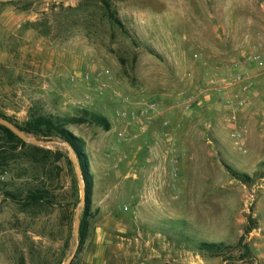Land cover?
I'll use <instances>...</instances> for the list:
<instances>
[{
  "label": "rangeland",
  "instance_id": "rangeland-1",
  "mask_svg": "<svg viewBox=\"0 0 264 264\" xmlns=\"http://www.w3.org/2000/svg\"><path fill=\"white\" fill-rule=\"evenodd\" d=\"M109 2L123 29L102 0H0V114L23 126L89 111L111 124L70 126L92 181L73 264H264V65L253 61L264 63V0ZM235 73L254 84L241 110L224 103L240 86L220 90ZM150 102L151 122L118 115ZM241 124L250 133L236 143ZM67 158L0 152V264H63L75 252L81 192ZM43 188L46 200L26 202Z\"/></svg>",
  "mask_w": 264,
  "mask_h": 264
},
{
  "label": "trees",
  "instance_id": "trees-1",
  "mask_svg": "<svg viewBox=\"0 0 264 264\" xmlns=\"http://www.w3.org/2000/svg\"><path fill=\"white\" fill-rule=\"evenodd\" d=\"M26 1V0H22ZM104 7H100L98 9H103V18H107L112 24L120 26L122 29L123 24L121 20L114 15L112 12V8L110 5L109 0H102ZM75 11L77 8H70V11ZM1 117L8 119L12 123H14L19 129L24 131L28 135H33L38 139H46V140H55L60 139L63 142H67L70 144L75 152L78 155V158L82 164V168L84 176L86 178V188L88 192L87 204L90 200V187L92 184L91 177L87 174L88 172V165L87 159L88 155L85 152V141L79 136H77L71 129L70 126L78 125V124H91L96 125L99 127H103L104 129H110L111 124L110 122L103 116L89 112V111H82L81 115L78 117H67V118H57V117H50V116H43L40 114H34L31 118L25 122L23 126L16 124L10 118L0 114ZM0 133L2 134L3 143L0 145V152L2 154H8L10 150H15L17 147H24L29 148L33 152V156L37 160H47L50 154H55V158L60 160L62 158H67V156L57 149L56 151H52L49 149L41 148L32 144L25 143L21 139H19L12 131L8 128L0 125ZM69 159V158H67ZM69 161V160H68ZM71 164V161H69ZM49 191L47 189H37L34 191H30L28 196L26 197V202L30 204L39 205L42 201L46 200L49 197ZM88 219H89V210L88 205H86L82 216H81V245L84 242V239L87 235L88 230ZM203 246L213 252L222 251L223 245L217 243H205ZM24 264V263H23Z\"/></svg>",
  "mask_w": 264,
  "mask_h": 264
},
{
  "label": "built area",
  "instance_id": "built-area-1",
  "mask_svg": "<svg viewBox=\"0 0 264 264\" xmlns=\"http://www.w3.org/2000/svg\"><path fill=\"white\" fill-rule=\"evenodd\" d=\"M253 61L260 66L264 65L261 55H256L255 57H253ZM233 77L234 78L228 80L223 87H220V90L233 89L235 86H240L241 91L233 93L230 98L225 99L224 103L226 107L233 108L234 110H241L246 105H248L249 95L254 87V84L252 82L251 77H249L246 73H235ZM81 78L85 81H90L89 74H81ZM72 81H75V79L73 78ZM241 92H243L247 96H241ZM208 95V91L206 90L201 91L197 94L190 95L184 102V110L190 111L195 107L202 106L203 99L208 97ZM201 96L204 98H202ZM157 110V104L154 102H150L138 109L119 111L118 115L122 118L130 119L135 123H139L140 121L151 122L153 116H155V114L157 113ZM249 133L250 129L247 125H237L235 128L232 129L230 133V138L236 143H239V141L243 140ZM240 149L243 153L247 152L242 148Z\"/></svg>",
  "mask_w": 264,
  "mask_h": 264
},
{
  "label": "water",
  "instance_id": "water-1",
  "mask_svg": "<svg viewBox=\"0 0 264 264\" xmlns=\"http://www.w3.org/2000/svg\"><path fill=\"white\" fill-rule=\"evenodd\" d=\"M2 1H10V0H2ZM0 125L8 128L10 131H12L19 139L24 141L25 143L32 144L35 146H41V147H49V148H57V149H66L68 151L69 158L74 166L75 173L78 177L79 184H80V192H81V199L80 203L76 209V216H75V230L74 235L76 239V250L75 252L63 263V264H73L74 260L77 256V251L81 245V216L82 211L87 205V198H88V192L86 188V181L83 175V169L82 164L78 158L77 153L73 149V147L68 144L67 142L63 141H56V140H41L38 138H34L28 134H26L24 131L19 129L14 123L9 121L8 119H5L0 116Z\"/></svg>",
  "mask_w": 264,
  "mask_h": 264
}]
</instances>
